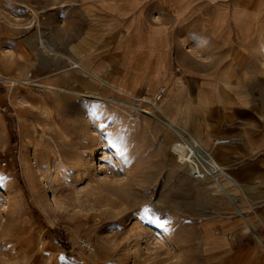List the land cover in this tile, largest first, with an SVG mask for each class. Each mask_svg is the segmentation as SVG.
<instances>
[{"label": "rangeland", "instance_id": "1", "mask_svg": "<svg viewBox=\"0 0 264 264\" xmlns=\"http://www.w3.org/2000/svg\"><path fill=\"white\" fill-rule=\"evenodd\" d=\"M0 72V264H264V0H0ZM107 97L232 136L257 228L161 120Z\"/></svg>", "mask_w": 264, "mask_h": 264}, {"label": "bare ground", "instance_id": "2", "mask_svg": "<svg viewBox=\"0 0 264 264\" xmlns=\"http://www.w3.org/2000/svg\"><path fill=\"white\" fill-rule=\"evenodd\" d=\"M32 42H31V44H33ZM33 45H31L32 49L36 52V54H39V52L42 50H37L36 47H34ZM42 46L44 47L45 54L38 55V62H40L42 65H44L47 69H50V66H49L50 60H51L50 51L53 50V47L45 39H42ZM62 62H64V61H62ZM80 65H81L80 63H75L74 66H80ZM61 71H62V75L69 74V69L66 67H63L61 69ZM0 78L1 79L5 78L4 74H2L1 72H0ZM24 83L39 85V86H42V87H44L50 91H55V90H57V91L61 90L62 92L70 91L69 89H64L62 86H58V85L53 84V83H46V82L43 83V82H38V81L37 82H29L27 80H24ZM71 91H73L74 93H78L80 95L86 94V92H83V91H80V92L75 91V90H71ZM93 96H97V95L93 94ZM98 97H100V96H98ZM107 98L109 100H112V101H120L121 103L132 105V106H134V108L137 107L141 110L146 111V113L147 112L150 113L155 118L161 120V122H163L168 127V129H170L175 135H177L181 139V142H176L172 147L173 154H175L176 159L179 160V162L181 163V166L186 168L188 171L190 170L191 175L198 182H203V181L209 182V181H211L210 177L212 176L215 179V181L218 183L219 187L223 190L225 196L228 199H230L231 201H233V204L237 210V213L242 218H244V221H245L244 230L252 231L254 229V224H252L249 221V219L246 218V216L244 214V210L241 207V203L243 202L242 197L240 198L239 196L233 194L232 191L227 188L225 182L221 179V177L216 173L217 169L220 168L221 165H220L218 159H216V157L210 153L211 151L209 152L208 147H207L208 146L207 143H202L199 139L195 138L194 136L187 137L186 131L183 129H180L176 125V122L174 121V119H169V120L163 119L158 114H156L154 111H149L148 108H142L139 105H136L135 103H132L129 100H123V99H118V98H113V97H107ZM78 120H81V118H78ZM220 139H225L224 140L225 142L222 141V143H218L219 141H221ZM226 139H229V142L231 141L230 138H219L215 141L218 145L220 144V146H223V144L229 143V142H226L227 141ZM222 156H226V153H222ZM209 188L214 189L215 187L210 186ZM218 190H219V188L217 187V191Z\"/></svg>", "mask_w": 264, "mask_h": 264}, {"label": "crops", "instance_id": "3", "mask_svg": "<svg viewBox=\"0 0 264 264\" xmlns=\"http://www.w3.org/2000/svg\"><path fill=\"white\" fill-rule=\"evenodd\" d=\"M183 91V88L181 87L177 92L174 94L175 97H178L180 95V93ZM258 91V94H262L263 95V92L262 93H259V91H261L260 89L257 90ZM221 137H227L229 138L228 136H224V135H220L218 137L215 138H212V140L208 139L206 141H202V143H207L208 144V150L209 152L215 156L218 161L220 162L221 166H222V175L223 177H225L224 179L225 180V184L227 186L228 189H230L232 191L233 194L237 195L238 196V193L237 191L235 190H239V189H242L244 187V185L241 183V181L239 180V178L233 173L231 172L228 167H227V163L226 161L229 160V159H233V158H241L238 154L239 152H237V150L235 149L234 145L231 144L230 142L228 144H223V146H220V144L218 145L216 143L215 140L221 138ZM232 136H230V140L232 141ZM212 141V142H211ZM211 143H215V147L213 148ZM217 144V145H216ZM212 149V150H211ZM213 151V152H212ZM222 153H226V156H222ZM223 179V180H224ZM233 186V189L230 188ZM247 188L251 189V185H247ZM244 210V208H243ZM254 224V223H253ZM257 224H254V229L257 228ZM253 229V230H254ZM245 232H248L246 230H244ZM257 239H258V242L261 244V246L264 248V239L260 236H257Z\"/></svg>", "mask_w": 264, "mask_h": 264}, {"label": "built area", "instance_id": "4", "mask_svg": "<svg viewBox=\"0 0 264 264\" xmlns=\"http://www.w3.org/2000/svg\"><path fill=\"white\" fill-rule=\"evenodd\" d=\"M164 89H165V88H164ZM164 89H162L161 92L164 91ZM161 92L159 93V96H161ZM220 140H221V141H219L218 143H222V141H224L225 139H220ZM226 140H227L226 142H229V139H226ZM224 142H225V141H224ZM83 245H84L86 248H88V249L93 248L92 243L89 242V241H84V242H83Z\"/></svg>", "mask_w": 264, "mask_h": 264}, {"label": "snow or ice", "instance_id": "5", "mask_svg": "<svg viewBox=\"0 0 264 264\" xmlns=\"http://www.w3.org/2000/svg\"><path fill=\"white\" fill-rule=\"evenodd\" d=\"M145 211H147V209H145ZM151 222V221H150ZM161 227H162V225H161Z\"/></svg>", "mask_w": 264, "mask_h": 264}]
</instances>
